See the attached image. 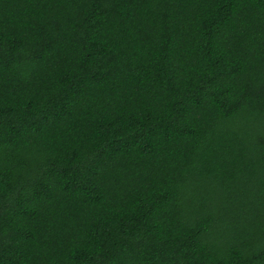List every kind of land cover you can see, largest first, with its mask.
<instances>
[{
	"label": "trees",
	"instance_id": "obj_1",
	"mask_svg": "<svg viewBox=\"0 0 264 264\" xmlns=\"http://www.w3.org/2000/svg\"><path fill=\"white\" fill-rule=\"evenodd\" d=\"M0 264H264V0H0Z\"/></svg>",
	"mask_w": 264,
	"mask_h": 264
}]
</instances>
